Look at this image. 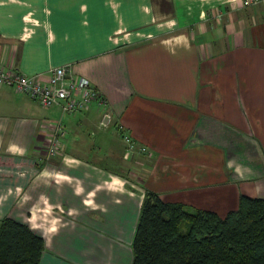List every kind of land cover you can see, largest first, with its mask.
I'll return each instance as SVG.
<instances>
[{"label":"crops","instance_id":"crops-1","mask_svg":"<svg viewBox=\"0 0 264 264\" xmlns=\"http://www.w3.org/2000/svg\"><path fill=\"white\" fill-rule=\"evenodd\" d=\"M242 1L0 0L1 66H70L107 101L62 117L0 87V226L40 234V264H131L149 192L221 217L264 199V3Z\"/></svg>","mask_w":264,"mask_h":264},{"label":"trees","instance_id":"trees-1","mask_svg":"<svg viewBox=\"0 0 264 264\" xmlns=\"http://www.w3.org/2000/svg\"><path fill=\"white\" fill-rule=\"evenodd\" d=\"M133 141V140H132ZM44 238L12 218L0 226V264H40ZM131 264H264V199L241 196L225 217L147 193Z\"/></svg>","mask_w":264,"mask_h":264},{"label":"built area","instance_id":"built-area-1","mask_svg":"<svg viewBox=\"0 0 264 264\" xmlns=\"http://www.w3.org/2000/svg\"><path fill=\"white\" fill-rule=\"evenodd\" d=\"M259 3H264V0L242 1L245 7ZM0 87L13 88L17 93L36 101L43 108L58 107L62 117L86 112L93 106L103 109L107 106L101 91L89 79L74 76L70 66L53 67L45 73L29 76L0 65ZM66 133V125L62 119L57 120L47 137L45 146V155L49 159L63 154ZM124 139L128 147L134 148L130 137L126 136Z\"/></svg>","mask_w":264,"mask_h":264},{"label":"rangeland","instance_id":"rangeland-1","mask_svg":"<svg viewBox=\"0 0 264 264\" xmlns=\"http://www.w3.org/2000/svg\"><path fill=\"white\" fill-rule=\"evenodd\" d=\"M122 130H125V129H122ZM125 136L130 137V136L127 135V134H126ZM130 138H131V137H130ZM131 139H132V138H131ZM132 140H133V139H132ZM133 147H134V148H130V147L128 148V152H127V154H128L129 157H130V155H133V154L137 151V150H136L137 147L134 146V145H133ZM139 148H140V147H139ZM140 149L143 150V151H146L145 148H140Z\"/></svg>","mask_w":264,"mask_h":264}]
</instances>
